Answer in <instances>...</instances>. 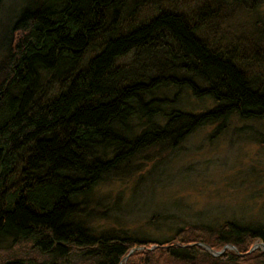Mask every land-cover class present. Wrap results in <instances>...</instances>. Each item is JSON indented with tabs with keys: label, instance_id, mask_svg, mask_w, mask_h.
I'll return each instance as SVG.
<instances>
[{
	"label": "trees",
	"instance_id": "obj_1",
	"mask_svg": "<svg viewBox=\"0 0 264 264\" xmlns=\"http://www.w3.org/2000/svg\"><path fill=\"white\" fill-rule=\"evenodd\" d=\"M31 1L0 40V264H264V213L125 216L197 129L264 122V1Z\"/></svg>",
	"mask_w": 264,
	"mask_h": 264
},
{
	"label": "rangeland",
	"instance_id": "obj_2",
	"mask_svg": "<svg viewBox=\"0 0 264 264\" xmlns=\"http://www.w3.org/2000/svg\"><path fill=\"white\" fill-rule=\"evenodd\" d=\"M27 1L32 2L6 0L0 5V40L13 16L29 4ZM262 5L260 11H264ZM240 18L237 15L235 21L240 23ZM213 128L214 125L201 127L189 135L179 154L170 160L167 172L156 178L158 188L151 193L142 192L141 197L148 198L150 204L137 201L136 208L125 212L133 227L141 225V215L147 211L149 214L172 212L180 220H190L201 215L200 212L222 217L236 213L248 218H258L264 213V122L231 119L223 133L214 134ZM112 188L121 189L122 185ZM256 243L260 242L256 240Z\"/></svg>",
	"mask_w": 264,
	"mask_h": 264
},
{
	"label": "water",
	"instance_id": "obj_3",
	"mask_svg": "<svg viewBox=\"0 0 264 264\" xmlns=\"http://www.w3.org/2000/svg\"><path fill=\"white\" fill-rule=\"evenodd\" d=\"M201 246H203L205 249H207L209 251V253H211L212 255L214 256H218L220 255L225 248H230V249H233L234 251L237 252V248L233 245V244H226L223 248H221L220 250H214L213 248H211L208 244H205V243H200ZM257 245H260L261 247H264V244L262 242L260 243H256L254 245H252V247L250 248V250H253ZM140 247H136V248H133L129 251V253L133 252L134 250L136 249H139ZM249 250V251H250ZM126 257H124L125 259Z\"/></svg>",
	"mask_w": 264,
	"mask_h": 264
}]
</instances>
